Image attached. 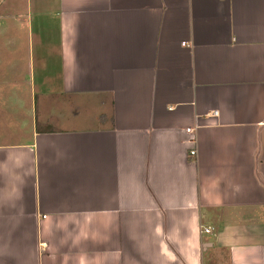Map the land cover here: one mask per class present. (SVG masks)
I'll return each instance as SVG.
<instances>
[{"label": "crops", "instance_id": "crops-1", "mask_svg": "<svg viewBox=\"0 0 264 264\" xmlns=\"http://www.w3.org/2000/svg\"><path fill=\"white\" fill-rule=\"evenodd\" d=\"M22 1L54 88L0 29V264H264V0Z\"/></svg>", "mask_w": 264, "mask_h": 264}, {"label": "rangeland", "instance_id": "rangeland-1", "mask_svg": "<svg viewBox=\"0 0 264 264\" xmlns=\"http://www.w3.org/2000/svg\"><path fill=\"white\" fill-rule=\"evenodd\" d=\"M21 5V12H18V10L15 11L14 6H12V12L6 11L4 14H1L2 16H0V29L5 30L3 31L5 35L2 38L5 43L8 39L7 36H9V38H13L16 36L19 41V47L22 50L26 51V80L29 82L27 83V90L28 94L30 93L31 95L32 102L34 99H36V103L39 105V97H42V94L51 92L52 88H54L53 86L49 85L51 78V74L49 72H51L52 69H40L38 68L37 64L38 62H40L39 55H41L40 57L46 60L49 65V50H45L46 53L42 52V54H40L39 50H42L43 46L44 49L51 47V39L53 40L55 34L57 33V28L55 29L56 21L53 19L51 12L49 15V8L41 9L40 12H38L35 8H33L32 5H28V7L25 6V2L22 0ZM0 7L2 8L4 7V5ZM15 12L19 13L22 17L25 18L22 21L19 20V18L16 17L17 13ZM39 26H41V28H39ZM44 34H46L44 38H39L40 35L42 36ZM40 82L43 84H40ZM81 110L82 114H84L86 111H88L86 114H88L89 112H94L92 109H90V107L87 108L86 106H83ZM78 111L80 110L78 109ZM78 117L80 118L82 117V115ZM71 122L72 120H69L67 121V124ZM73 124L76 125L75 122H73Z\"/></svg>", "mask_w": 264, "mask_h": 264}, {"label": "built area", "instance_id": "built-area-1", "mask_svg": "<svg viewBox=\"0 0 264 264\" xmlns=\"http://www.w3.org/2000/svg\"><path fill=\"white\" fill-rule=\"evenodd\" d=\"M190 130H191V128H189V127L186 128V131L187 132H189ZM189 153H190V155H195V150L194 149H191L189 151ZM200 231L203 232V233H208V232L211 231V228L208 227V226H206V227L201 226Z\"/></svg>", "mask_w": 264, "mask_h": 264}]
</instances>
